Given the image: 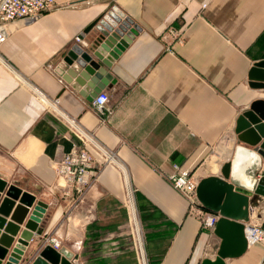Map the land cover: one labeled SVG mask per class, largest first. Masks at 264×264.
Segmentation results:
<instances>
[{
    "label": "crops",
    "instance_id": "crops-1",
    "mask_svg": "<svg viewBox=\"0 0 264 264\" xmlns=\"http://www.w3.org/2000/svg\"><path fill=\"white\" fill-rule=\"evenodd\" d=\"M55 2L37 19L9 23L0 46V180L45 204L42 230L34 232L20 264L53 239L79 264H138L129 197L149 264L215 260L222 242L217 224L204 228L189 214L187 198L169 175L178 167L199 181L221 176L227 163L233 171L239 147L252 149L239 141L236 123L264 100V88L251 79L255 64L264 61V0ZM113 5L138 33L98 85L79 86L80 76L66 82L68 54L92 50L100 33L95 24ZM101 92L110 97L104 114L93 105ZM45 99H57L61 111L114 150L124 168L89 145L94 180L82 194L67 193L56 162L81 143ZM245 172L248 183L233 173L228 180L249 188L264 174V159L252 157ZM258 199L257 219L264 221V196ZM225 264H264V245L247 247Z\"/></svg>",
    "mask_w": 264,
    "mask_h": 264
},
{
    "label": "water",
    "instance_id": "water-1",
    "mask_svg": "<svg viewBox=\"0 0 264 264\" xmlns=\"http://www.w3.org/2000/svg\"><path fill=\"white\" fill-rule=\"evenodd\" d=\"M93 26H89L87 31ZM133 36L131 33L121 35L118 31H100L92 41V50L75 48L68 54L66 62L69 68L64 80L72 83L73 79L80 76L76 79L79 86L87 85L88 81H91L88 89L98 85ZM251 79L254 86L264 88V61L255 64ZM99 88H95L89 100L100 91ZM236 134L239 141L252 148L250 151L254 155L264 159V100L255 102L249 110L239 115ZM232 173L231 163H227L221 176L202 178L197 187L202 205L220 215L216 233L222 237L218 257L215 260L206 259L203 264H225L226 258L240 256L248 247L245 222L250 219V211L256 205V199L259 195L264 196V174L249 188H240L228 180ZM17 200L19 204H16ZM44 207V203L36 202L34 195L15 185L6 188V184L0 180V264H20L27 246L35 236L34 232L40 233L42 230L39 225ZM10 215L8 221L6 217ZM24 223L25 228L21 230L20 225ZM73 258L74 254L66 248L56 249L47 244L27 261L28 264H75Z\"/></svg>",
    "mask_w": 264,
    "mask_h": 264
},
{
    "label": "built area",
    "instance_id": "built-area-1",
    "mask_svg": "<svg viewBox=\"0 0 264 264\" xmlns=\"http://www.w3.org/2000/svg\"><path fill=\"white\" fill-rule=\"evenodd\" d=\"M56 7L55 0H0V46L7 38V26L9 23L15 20L37 19ZM95 25L103 33L118 31L121 35L129 33L136 35L139 31L138 26L133 23V20L117 5L111 6ZM133 30L136 31L133 32ZM168 33L173 36L177 35L175 29H170ZM45 100L51 110L66 121L70 130L81 143L79 148L66 154L61 160L56 162V172L64 180L67 193L76 190L77 193L82 194L94 180V175L91 173L94 158L87 149L89 145L103 155L106 162H111L122 169L124 168L114 150L103 145L96 138L95 134L84 128L76 118L70 117L61 111L58 107L57 99ZM109 101V94L101 92L94 99L93 105L95 110L99 114L110 111L108 108ZM169 178L174 187L180 190L187 198L189 202V214L197 217L204 228L213 230L220 215L206 209L200 202L197 195L199 179L194 177L189 170L178 167L169 175ZM259 203L260 200L258 199L256 205L251 208L249 221L245 222V235L248 247L258 244L264 245V221H259L256 214ZM127 208L129 211V226L133 236L132 246L136 252L138 264H149L143 230L132 197H129ZM51 241H53V247L56 249L60 248L58 240L53 239ZM75 264L79 263L75 262Z\"/></svg>",
    "mask_w": 264,
    "mask_h": 264
},
{
    "label": "bare ground",
    "instance_id": "bare-ground-1",
    "mask_svg": "<svg viewBox=\"0 0 264 264\" xmlns=\"http://www.w3.org/2000/svg\"><path fill=\"white\" fill-rule=\"evenodd\" d=\"M252 157H255L257 159L258 155H254L250 150L244 147H239L236 158L233 162L234 176L244 183L245 182L248 183V181H250L247 178V173L245 172V169H246V164L251 161Z\"/></svg>",
    "mask_w": 264,
    "mask_h": 264
}]
</instances>
